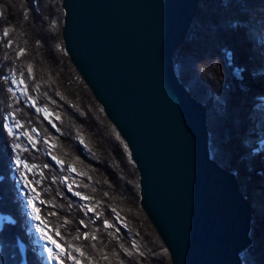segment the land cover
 <instances>
[{"label":"trees","instance_id":"trees-1","mask_svg":"<svg viewBox=\"0 0 264 264\" xmlns=\"http://www.w3.org/2000/svg\"><path fill=\"white\" fill-rule=\"evenodd\" d=\"M60 1L41 0L40 16L46 19L41 21L37 18L34 25L31 14L27 22L22 20L18 2L16 8L9 12L3 7L5 0H0V11L5 12L14 28L10 36L15 41L14 47L27 49L26 55L13 61L15 53L0 45V75L6 74L9 67L23 70L27 75L26 65L31 62L35 79L27 82L30 94L36 98L39 106L47 107L54 117H60L58 120L54 119L60 129V132H56L42 115L27 106L23 97H20L19 103L9 100L8 103H12L14 109H20L18 115L25 129L34 127L41 133L37 137L38 151H32L29 146L30 151L21 155L37 165L51 164L43 138L49 133L54 138L52 142L57 146L52 154L65 162V168L61 171L53 164L43 169L45 178L37 187L43 198L55 205L54 208L42 206L43 212L58 213L57 216L48 217L50 223L53 220L51 225L60 226L68 243L82 246L90 254L92 264H118V259L124 260L125 264H136L135 256L127 262L128 257L120 249L123 244L131 250L132 241L144 251L147 257L144 264H156L152 259L153 250L150 249L157 248L156 237L147 231L151 227L144 218V226L137 220L132 221L126 212L130 208V202L138 204L136 197L135 200L132 196L127 198L119 185L122 182L120 177L124 181L135 179L131 173L130 176L127 175L124 169L126 165L132 170L129 160L127 158V164L124 165L125 158L115 147L110 135L113 132L111 125L106 122L110 130L106 131L96 124V117L90 114L89 103L82 96L87 88L63 54L59 34L62 26V13H58ZM257 1L260 4L255 7L253 4ZM52 21L57 22L55 28L51 27ZM4 23L0 21V25ZM192 26L183 45L173 56L175 73L181 84L206 108L211 158L226 171L235 173L241 193L252 206L250 236L253 245L242 253L243 263L264 264V1L199 0L194 26H197V38H202L204 42L191 45L188 49ZM50 33L55 34L56 42L61 45L62 50L52 49V42L48 39ZM38 38L42 42L41 47L35 43ZM6 51L10 57L8 62L3 60ZM210 52L215 55L212 56ZM225 53L228 58L227 67L224 64ZM200 69H206V72H201ZM37 84L39 91H32ZM4 100L5 96L0 93V101ZM50 100L55 103H50ZM12 110L7 108L6 103L0 102V118ZM234 111L244 114V117H237ZM77 133L91 149L90 152L78 143ZM21 142L27 146L23 137ZM8 143L10 141L6 135L0 137V217L8 216L18 223L10 227L9 220L1 219V262L44 264L38 254L35 237L28 232L22 199L16 195L13 187ZM215 148L219 149L221 158L216 155ZM69 164L84 175L68 171ZM59 177H67L70 183L75 181L74 190L92 197V200L86 202L73 197L64 188L65 185L59 182ZM54 178L57 180L55 184L52 183ZM45 189L48 191H44ZM57 192L62 195H57ZM105 193L108 195H104ZM97 201L99 204L96 210L103 213V216L95 220V223L85 220L88 227L80 228L79 221L84 220V214L79 206L84 203L96 204ZM111 208L119 213V221L115 219ZM65 218L71 222L68 226L63 225ZM103 219H108L114 227L105 229ZM121 225L127 227L123 228ZM78 228L81 232H95L96 241L73 240ZM91 243L96 244V249L90 247ZM114 252L116 255H113ZM103 254H107L109 258L103 259ZM84 264L88 262L85 261Z\"/></svg>","mask_w":264,"mask_h":264},{"label":"water","instance_id":"water-1","mask_svg":"<svg viewBox=\"0 0 264 264\" xmlns=\"http://www.w3.org/2000/svg\"><path fill=\"white\" fill-rule=\"evenodd\" d=\"M199 0H61L67 58L129 144L139 206L170 264H244L253 210L210 156L205 106L173 62Z\"/></svg>","mask_w":264,"mask_h":264},{"label":"snow or ice","instance_id":"snow-or-ice-1","mask_svg":"<svg viewBox=\"0 0 264 264\" xmlns=\"http://www.w3.org/2000/svg\"><path fill=\"white\" fill-rule=\"evenodd\" d=\"M17 2L19 3V9L21 18L23 21L27 22L30 18L33 20V24L37 22V18L41 21L46 19L40 16L41 13V0H5L3 7L9 12H12L16 8ZM0 21L5 22L0 25V45H2L6 50H11L15 53V56L12 58L13 61L20 60L21 57L26 55L27 49L24 47L16 46L14 47L15 41L10 38L11 33L14 31V28L11 26V21L8 20V17L5 15L4 11H0ZM55 21L51 22V27H56ZM48 39L52 42L53 50H62L61 45L56 42L55 34L50 33ZM35 43L38 47L43 46L41 40L36 39ZM64 55H68V52L64 51ZM224 64L228 66L227 53L224 54ZM10 59L8 52L6 51L3 60L8 62ZM234 62V61H233ZM201 72H206V69H200ZM26 72L18 68L9 67L6 74L0 75V82H2V87H0V93L5 96L4 101L8 109H13L12 111H7L2 118H0V137L5 136L8 138L10 143L7 144V147L10 149V169L16 174L17 179L13 185L16 195L22 197L23 203L26 205L29 210V218L35 223L32 225V228L29 231H34L39 235V239L42 242V255L44 256L45 264H84L85 261L88 264H92V259L90 254L87 253L84 248L80 245L68 243L65 240L64 235L60 231L59 225H51L48 217L57 216L56 211H49L47 214L43 212V207H52L55 205L46 199L43 198L42 192L38 190L37 185H40L43 181L44 172L43 169L51 167L53 164L60 168L61 171L65 168V162L61 160L58 156L52 154V150L57 146L53 141V137L49 133L43 138V143L47 145V154L50 157L51 164L45 163L43 165H37L36 163L30 162L27 158L23 157L22 153H28L30 148L32 151H38L39 140L37 137H40L41 133L36 128L25 129V125L21 123V119L18 115L20 109H14L12 103H8L9 100L19 103L20 97H23L26 101L28 107L35 110L39 115H42L43 119L51 126L56 132H60V129L57 127L54 119H59L60 117L53 116V113L49 111L47 107L39 106L37 104L36 98L33 97L27 87V82L30 79H35L34 68L31 62H28L26 65ZM32 91H39V85L37 84ZM57 95H60L57 93ZM62 98V97H61ZM50 103H55V101L50 100ZM103 110V109H102ZM83 115V113H81ZM115 133V139L119 141V144L123 146V151L128 156L130 163L134 162L132 153L129 151V144L125 142L126 138H122L121 133L116 131V128H113ZM62 134V133H61ZM27 141V146L21 142V138ZM76 139L78 143L83 146L85 150L89 152L91 149L88 148V145L85 143L84 139L77 133ZM30 146V148H29ZM92 155H95L92 153ZM67 169L70 172L75 173L76 175L83 176L84 173L79 172L73 165H67ZM39 177V179H33V177ZM57 180L54 178L52 183L55 184ZM59 182L66 186L67 192L71 193L73 197H76L80 201H90L92 197L86 196L79 191H75L73 185L76 183L68 181L67 177H59ZM111 186V185H110ZM44 191H48L45 189ZM57 195H62L60 192L56 193ZM104 195H108L105 193ZM99 204V201L96 204L84 203L79 206L80 211L84 212L86 216L91 214L95 217V220L101 219L103 213H100L96 210V206ZM43 206V207H42ZM111 212L115 215L117 221L120 220L119 213L115 208H111ZM0 219L9 220L10 223L8 226L14 227L18 223L16 220H10V217L3 216ZM95 220L90 218L89 223H95ZM71 222L68 219L63 220V225L68 226ZM80 228H87L88 224L85 223L83 219L79 221ZM103 226L105 229H112L114 225L108 220L103 219ZM121 227L126 228L127 225H121ZM96 231H99L97 229ZM119 232V229H117ZM2 230H0V235H2ZM111 235V232L109 233ZM73 240L83 241H96L97 235L95 232L83 231L81 232L79 228L76 230V234L72 237ZM90 247L96 249V244L91 243ZM121 251L126 257L132 259L134 256L136 259V264H144V261L147 259L144 251L141 247L135 242L131 243V250L125 247L123 244L120 245ZM163 253H168V248L162 249ZM113 255H116L114 252ZM103 259L107 260L109 257L107 254H103ZM152 259L156 261V264H165L164 259L158 256L156 252H152ZM118 264H125L124 260L118 259Z\"/></svg>","mask_w":264,"mask_h":264},{"label":"rangeland","instance_id":"rangeland-1","mask_svg":"<svg viewBox=\"0 0 264 264\" xmlns=\"http://www.w3.org/2000/svg\"><path fill=\"white\" fill-rule=\"evenodd\" d=\"M58 1H60V0H58ZM261 1H264V0H261ZM61 2V1H60ZM256 4L258 5V4H260V2H256ZM60 13H62L61 14V19H62V16H63V12H62V10H61V7H60ZM195 20H196V17L194 18V20H193V22H192V24L191 25H193L192 26V35H191V37L189 38V40H188V49H190V46L191 45H196V44H200V43H202V42H204L203 41V39L202 38H197V26H194V22H195ZM61 23H62V20H61ZM59 24H60V21H59ZM62 25V24H61ZM60 28V27H59ZM59 34H60V31H59ZM60 41H61V37H60ZM61 45H62V41H61ZM210 51V50H209ZM211 53V52H210ZM211 55L212 56H214L215 54H213V53H211ZM218 55V54H217ZM69 62V61H68ZM69 65H70V63H69ZM71 66V65H70ZM202 67H204L205 68V66H203V65H201ZM72 67V66H71ZM69 69V68H68ZM74 70V69H73ZM76 73V72H75ZM77 74V73H76ZM78 76V75H77ZM79 77V76H78ZM80 79V78H79ZM81 83L82 84H84L82 81H81ZM78 85H79V87H80V84L78 83ZM84 86V85H83ZM86 95H85V94ZM82 95V94H81ZM84 98H85V102H87V103H89V108L91 109L89 112H90V114H93V116L94 117H96L95 118V121H96V124L97 125H101L102 126V129H104V130H108V131H110L109 129H108V127H107V124H106V122L108 123V124H110L109 122H108V120L105 118V116H104V114H103V112H102V110H101V107L97 104V102L94 100V98H93V96L91 95V93H90V91L88 90V89H86V91L84 92L83 91V95H82ZM89 97V98H88ZM91 97V98H90ZM84 100V99H83ZM88 100H89V102H88ZM95 104L97 105V106H95ZM239 111V110H238ZM235 112V114H236V116L237 117H240L241 118V116H243L244 114H240L239 112ZM248 112V111H247ZM238 115H241V116H238ZM244 117V116H243ZM99 122V123H98ZM111 125V124H110ZM111 127H112V125H111ZM113 128V127H112ZM67 129V128H66ZM106 130V131H107ZM69 132V131H68ZM111 137H112V140H113V142H114V144H115V147L116 148H118V150L121 152V154L124 156V158H125V162H123L124 163V165L125 164H127V158H128V156H127V154H125L124 153V151H123V146L122 145H120L119 144V141H117L116 139H115V133L114 132H112L111 131ZM5 141H6V138H5ZM215 151H216V155L219 157V158H221L220 156H219V154H220V151H219V149L218 148H215ZM221 160V159H220ZM128 163H129V165H131V167H132V170H131V168H129V167H127L126 165L124 166V169H125V172H126V174L127 175H129L130 176V174L129 173H131V175L133 176V177H135V179L134 178H129L128 179V181H124L123 179L121 180V178L122 177H120V181H122L121 183H120V185H121V188H122V191L124 190V192L127 194V198H129V196H132L133 197V200H135V199H137V201H138V204H135L134 202L132 203V202H130L131 204H130V208H127L126 209V212L127 213H129V216H130V218H131V220L132 221H139V223L142 225V226H144V224H142V222H143V218L144 219H146V217H145V215L143 214V212H142V210H141V208H140V206H139V189H138V176H137V173H136V170H135V168H134V166H133V164L132 163H130L129 161H128ZM126 167V168H125ZM124 173V172H123ZM12 174H13V177H12V181L15 183V180H16V174L15 173H13V171H12V173H11V176H12ZM38 178V176L37 177H33V179H37ZM39 179V178H38ZM127 179V178H126ZM64 188H66V186H64ZM67 190V189H66ZM136 197V198H135ZM20 198H22V197H20ZM135 198V199H134ZM130 199L132 200V198L130 197ZM129 199V200H130ZM23 201V200H22ZM23 205H24V211H23V213H25L26 214V217H27V220H30V218H29V215H28V213H29V210L27 209V207H26V205L23 203ZM120 209V208H119ZM82 212V211H81ZM83 214H84V212H82ZM91 216V214H89L88 216H86L85 214H84V221L85 220H87V221H89L90 220V218L92 219V220H95V218L94 217H90ZM31 221V220H30ZM145 221H147L148 222V220L146 219ZM31 222H33V221H31ZM2 223V221H1V219H0V224ZM35 223V222H34ZM51 224H53V220H51ZM32 225L33 224H31V228H32ZM148 226L149 227H151V228H149V229H147V231L152 235H154L155 237H156V241H157V244H156V247L157 248H155L154 247V249H152V248H150L151 250H153V251H156V253L158 254V256H160L161 258H163L164 259V262H165V264H170V260H169V256H168V254L167 253H163V251H162V249L164 248V246H163V244L161 243V241H160V239L158 238V236H157V234L155 233V231H154V229H153V227L150 225V223L148 222ZM145 228H146V225H145ZM33 233H35V235H37V237H36V244L39 246V254H41L42 253V242L40 241V239H39V235L34 231V229H33ZM41 256L43 257V259H44V256L41 254ZM241 257H242V254H241ZM127 260V262L130 260V259H126ZM2 260H1V257H0V264H2V262H1ZM45 261V260H44Z\"/></svg>","mask_w":264,"mask_h":264},{"label":"bare ground","instance_id":"bare-ground-1","mask_svg":"<svg viewBox=\"0 0 264 264\" xmlns=\"http://www.w3.org/2000/svg\"><path fill=\"white\" fill-rule=\"evenodd\" d=\"M260 1H261V0H260ZM253 5H254L255 7L258 6L256 3H254ZM58 6H59V5H58ZM254 6H253V7H254ZM56 7H57V6H56ZM56 11H57V10H56ZM49 12H50V11H49ZM255 12H257V11H255ZM58 13H60V12H58ZM256 14H258V12H257ZM253 15H254V14H253ZM255 17H256V16H255ZM26 28H27V27H26ZM236 112H237V111H236ZM98 123H99V122H98ZM117 150H118V148H117ZM116 152H117V151H116ZM119 185H120V184H119ZM119 185H118V186H119ZM102 264H103V263H102ZM105 264H108V263H105Z\"/></svg>","mask_w":264,"mask_h":264}]
</instances>
